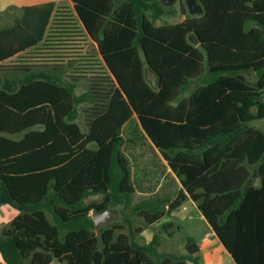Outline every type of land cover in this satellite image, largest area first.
Wrapping results in <instances>:
<instances>
[{"label":"trees","instance_id":"16d2710c","mask_svg":"<svg viewBox=\"0 0 264 264\" xmlns=\"http://www.w3.org/2000/svg\"><path fill=\"white\" fill-rule=\"evenodd\" d=\"M71 1L110 74L79 60L75 72L89 87L75 95L54 76L59 65L0 64L25 73L13 84L0 79V204L19 211L0 229L5 264H201L192 235L173 255L158 251L156 234L142 245L119 224L96 233L94 212L132 201L122 150L132 118L181 184L166 211L144 199L137 215L153 225L190 198L235 264H264V129L251 124L264 119V0H198L202 14L186 9L183 20L160 24L162 0ZM53 10V2L24 6L0 27V61L38 44ZM79 103L91 104L86 131Z\"/></svg>","mask_w":264,"mask_h":264},{"label":"rangeland","instance_id":"374dc122","mask_svg":"<svg viewBox=\"0 0 264 264\" xmlns=\"http://www.w3.org/2000/svg\"><path fill=\"white\" fill-rule=\"evenodd\" d=\"M65 8V7H61ZM187 7L183 0H176L172 4H165V15L156 20V24L163 22L175 23L181 21L185 18L187 13ZM69 12V11H67ZM67 14V20L71 18L70 13ZM73 23V22H72ZM74 24V23H73ZM252 23L247 24V28L251 26ZM62 36V35H61ZM58 44H66L63 49H67L65 52H69V43H64L62 38ZM77 48V53L75 56L81 60L88 58L90 56L88 52L90 51V46L88 42H80ZM37 50H29L23 55L17 58L16 61L25 62L23 65H30L32 68H42L43 65L38 63L39 55ZM92 63V62H90ZM77 64V63H76ZM96 64V63H95ZM98 65V63H97ZM98 68H102L99 65ZM45 68V67H44ZM48 68V67H47ZM51 68V67H50ZM64 70H68V66L64 67ZM17 73L24 71L16 70ZM6 73V72H5ZM4 74V73H2ZM153 74V73H152ZM250 81L255 80L254 73L244 72ZM152 78V77H151ZM202 77L194 78L189 81L187 89L182 93L184 96L191 92L196 85L201 82ZM150 84L155 85V80L151 82L147 78ZM85 85L78 88V92L81 90H86L88 86V80L81 82ZM80 110L82 108L79 106ZM80 116L78 118V123L84 128L83 112H79ZM254 126H259L264 129V124L262 121H253L251 123ZM124 135L126 137V142L122 146L123 152L128 156L130 160V174L131 180L134 183L135 191L132 194V201L130 205L123 206L117 205L115 207H110L115 209V216L105 223H101L97 226L96 233L99 234L100 229L113 225L119 224L122 226L118 231H122L130 236V238L139 244H148L154 234L157 235L159 245L157 247L159 252L169 253L173 255L182 254L184 251V244L186 242V237L192 235L194 238H199L205 234L206 221L200 217L199 211L196 207H193L191 200H186L183 206H180L176 210L167 212L165 217L161 219L155 225H147L143 218L137 215V212L133 209V205L143 199H151L158 204L159 208L163 211L168 209L169 202L175 197L178 188L179 180L170 172L167 167L166 161L163 159L160 152L152 145V143L146 138V136L141 132L139 126L137 125L134 118L124 127ZM133 140V141H131ZM258 177H255L256 179ZM103 198L102 194L92 195L86 198V202H97ZM140 230V231H139ZM60 237L62 233L60 232ZM206 261V262H205ZM204 264H234L229 255H223L222 261L219 260L212 263V261L207 262L204 260ZM50 264H64L62 262L54 260ZM186 264H193L187 261Z\"/></svg>","mask_w":264,"mask_h":264},{"label":"crops","instance_id":"0c3cea01","mask_svg":"<svg viewBox=\"0 0 264 264\" xmlns=\"http://www.w3.org/2000/svg\"><path fill=\"white\" fill-rule=\"evenodd\" d=\"M48 2L54 3V10L52 11L51 18L49 20L48 26L46 27L43 39L38 44L28 47L23 51H19L14 55L0 61V64H7V65L23 64L25 62L16 61L17 58L29 50L31 51L37 50L38 52L37 54L39 55L38 63H41L43 65V67L39 69L50 70L52 69L50 67L53 66L54 64L59 65V67H56V69L53 70L54 76H57V78H59V80H61L65 84H69L71 82L74 86V94L79 95L82 92L87 91L89 85L88 86L86 85L87 87L86 90H81L80 92L77 91L80 86H83L85 88V85H83V83L81 82H85L86 80H88V77L82 76L80 73L75 72L79 65V59L75 56L76 54H78L77 51H75L77 50L75 46H79L80 42L82 43L88 42V45L90 46V51L88 52V55H91L89 62H92L94 64L98 63V65L102 67L101 70L106 71L107 74L109 73V71L97 49L96 43L92 41V39L88 36L85 28L83 27L80 19L78 18V15L74 10L73 3L71 0H0V27L4 28L12 25L15 19L22 14V8L24 6L42 5ZM61 7H65V8H61ZM66 13L72 14L69 20H67ZM59 26L64 27L66 31L65 32L66 35H62L61 38L64 41V43L67 42L69 43L70 48L68 53L65 52L67 49L65 48L63 49L64 45L66 44L62 45L61 47L58 46V43L61 41L59 40L60 37L57 36L58 32H52L53 29H58L55 27H59ZM66 66H68L69 68L68 70H64L65 69L64 67ZM17 68L20 69V67H14V68L0 67V79L2 80V82L4 83L9 82L13 84L16 80L24 78L25 73L23 72L17 73L16 72V70H18ZM31 70L35 71L36 68H31ZM145 75L146 78H149L151 80V82L154 80L156 82L155 75L152 74V72H150L148 68L145 69ZM90 105H91L90 103H79L77 105V118H76L77 123H78V118L80 116L79 112H83V115H81V117L83 116L84 128L78 123L82 131L87 130L86 116H87V112L89 111ZM79 106L82 108V110H80ZM35 128L40 129L41 127L38 126ZM171 173L174 174L173 172ZM253 182L255 184H258L259 178L254 179ZM180 188H181V184L179 185L178 190ZM188 200L191 199L189 198ZM191 202L193 207H196V209L198 210L196 203L193 200H191ZM184 203L180 205L183 206V208H185V206L183 205ZM18 212H19L18 209H16L14 206H12L9 203L0 204V229L2 228L3 225L8 224L18 214ZM199 213H200V217L205 220V218L203 217L200 211ZM170 215H172V212L170 213ZM195 242L199 247L201 264H204L203 263L204 260H207V262L212 261V263H215V261L219 260L220 263L223 259V255L227 254L230 256V254L226 251V249L224 248V246L222 245V243L220 242L215 232L212 230V228L208 223L206 225L205 234L197 238V240L195 238ZM183 246H185V244ZM184 252H185V248L183 253ZM53 261H51L50 263H52ZM0 264H5V262L1 257V254H0Z\"/></svg>","mask_w":264,"mask_h":264},{"label":"water","instance_id":"95a60500","mask_svg":"<svg viewBox=\"0 0 264 264\" xmlns=\"http://www.w3.org/2000/svg\"><path fill=\"white\" fill-rule=\"evenodd\" d=\"M174 1L176 0H162V2L166 5L172 4ZM183 2L191 15H200L204 11L202 4L198 0H183ZM262 123L264 124V119L262 120ZM115 212L114 208H107L103 211L94 212L92 214L94 225L98 226L99 224L112 219L115 216Z\"/></svg>","mask_w":264,"mask_h":264}]
</instances>
